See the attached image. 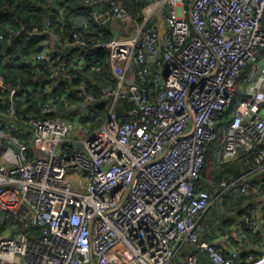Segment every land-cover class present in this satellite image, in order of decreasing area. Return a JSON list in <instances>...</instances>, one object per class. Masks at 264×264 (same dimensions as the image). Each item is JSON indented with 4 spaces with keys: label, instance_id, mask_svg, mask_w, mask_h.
<instances>
[{
    "label": "built area",
    "instance_id": "built-area-1",
    "mask_svg": "<svg viewBox=\"0 0 264 264\" xmlns=\"http://www.w3.org/2000/svg\"><path fill=\"white\" fill-rule=\"evenodd\" d=\"M142 1L140 20L120 0L76 1L108 41L50 17L0 35L7 62L17 39L37 50L31 87L0 74V206L18 224L0 264H173L188 245L184 264H264V203L242 217L257 255L203 240L202 223L214 195L264 186V0ZM219 137L218 162L252 169L197 189Z\"/></svg>",
    "mask_w": 264,
    "mask_h": 264
},
{
    "label": "trees",
    "instance_id": "trees-1",
    "mask_svg": "<svg viewBox=\"0 0 264 264\" xmlns=\"http://www.w3.org/2000/svg\"><path fill=\"white\" fill-rule=\"evenodd\" d=\"M77 0H0V35L6 37L20 30L21 27H33L40 25L45 21L46 17H50L56 28L64 26L68 31H77L85 36L90 41H108L113 38V35L104 30L100 31L88 19L85 9L77 5ZM124 8L132 15L135 20H140L141 12L145 6L142 0H120ZM83 21L88 25V32H84L83 28L78 27L79 22ZM61 24V25H59ZM17 46L21 48V52L16 57H13L10 62H7L0 49V74L5 78L6 82L13 86L31 87L29 83L30 59L36 55V43L21 41L17 39ZM101 80V79H100ZM102 81V80H101ZM103 82V81H102ZM97 92L103 91V84L95 87ZM38 92V91H37ZM64 91L62 92V94ZM61 94V95H62ZM33 101L32 98L29 102ZM131 107L130 103L124 101L119 106V109L127 110ZM103 109L100 108L90 117L92 126H98L104 118ZM88 123V121L83 122ZM221 137L208 150L204 167L200 173L197 189L212 190L222 177L231 176L233 178L250 171L252 163L250 159L233 160L226 163L217 161L215 152L220 147ZM257 195L261 197V204L264 203V186L260 190H255ZM252 190H250V193ZM223 207L227 214V218L222 220V226L227 229L236 220L243 215H248V203L255 198H251L250 194L247 198L240 196L237 193L223 196ZM248 204V206H246ZM244 207V209H242ZM264 210V207H263ZM211 211V210H210ZM231 211L234 213L231 215ZM250 216V215H249ZM242 220V219H241ZM8 223V222H7ZM203 223V222H202ZM240 229L243 237L251 243H261L263 238L259 232L254 233L252 229H243L241 221ZM8 228H12L9 225ZM244 256V255H243ZM202 256H200L201 258Z\"/></svg>",
    "mask_w": 264,
    "mask_h": 264
},
{
    "label": "crops",
    "instance_id": "crops-1",
    "mask_svg": "<svg viewBox=\"0 0 264 264\" xmlns=\"http://www.w3.org/2000/svg\"><path fill=\"white\" fill-rule=\"evenodd\" d=\"M212 191V190H210ZM223 199V198H222ZM261 199V197H260ZM260 199L255 198V200L250 201L248 204L247 213L251 214L254 217H257L260 213L261 202ZM244 209V207L242 208ZM210 209L204 213L202 216V222L206 228V232L203 236V240L215 244L219 249L230 252L238 251L240 253V258L244 259L248 251L255 252L256 255L261 249H263L262 244L248 242L243 235L240 234L241 219L239 216L236 217V220L232 222V225L225 229L221 224L222 220L227 218V214L221 208L218 209L219 216L216 219L211 218ZM217 212V211H213ZM234 212L231 211V215ZM8 222V223H7ZM9 225H12V228H8ZM17 222L11 216V212L8 208L0 206V233H3L7 236L13 237L14 231L17 226ZM233 233L236 234V237L233 236ZM194 247L188 245L187 249L182 253L178 254L174 259L173 264H184L185 255L188 252H193ZM244 255V256H243ZM198 264H210L205 257H201Z\"/></svg>",
    "mask_w": 264,
    "mask_h": 264
},
{
    "label": "rangeland",
    "instance_id": "rangeland-1",
    "mask_svg": "<svg viewBox=\"0 0 264 264\" xmlns=\"http://www.w3.org/2000/svg\"><path fill=\"white\" fill-rule=\"evenodd\" d=\"M227 122V118H225L224 117V119L222 120V125H224L225 123ZM215 154H216V152H215ZM263 176H264V174H262ZM233 193H237V191H236V189H232V190H230V191H228V192H226V196H229V195H232ZM238 194V193H237ZM215 197V195L213 196V198H212V201H211V206H210V210H211V218L212 219H216V218H218V216H219V213H218V209L219 208H221L223 211H225V209H224V207H223V200H222V197H220V198H214ZM250 197L251 198H259L260 199V196L259 195H257V193H256V191L254 190V191H252L251 193H250ZM213 211H217V212H214L213 213ZM233 236L234 237H236V234L235 233H233ZM183 252V251H182ZM181 252V253H182Z\"/></svg>",
    "mask_w": 264,
    "mask_h": 264
},
{
    "label": "water",
    "instance_id": "water-1",
    "mask_svg": "<svg viewBox=\"0 0 264 264\" xmlns=\"http://www.w3.org/2000/svg\"><path fill=\"white\" fill-rule=\"evenodd\" d=\"M0 49L3 55L6 54L7 49H8V45L5 41H3L2 39H0ZM68 113L64 114V116H67Z\"/></svg>",
    "mask_w": 264,
    "mask_h": 264
}]
</instances>
